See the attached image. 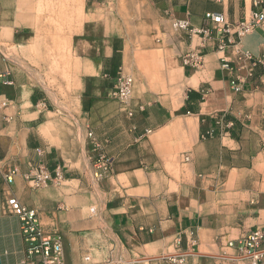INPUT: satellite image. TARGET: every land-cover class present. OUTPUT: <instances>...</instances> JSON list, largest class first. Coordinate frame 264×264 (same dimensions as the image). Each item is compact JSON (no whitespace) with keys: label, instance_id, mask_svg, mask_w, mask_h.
Returning a JSON list of instances; mask_svg holds the SVG:
<instances>
[{"label":"crops","instance_id":"obj_1","mask_svg":"<svg viewBox=\"0 0 264 264\" xmlns=\"http://www.w3.org/2000/svg\"><path fill=\"white\" fill-rule=\"evenodd\" d=\"M262 1L0 0V264H40L6 209L10 196L36 211L43 232L61 236L65 264H91L87 254L115 259L118 250L172 253L174 264H252L227 241L264 227V78L231 48L218 51L215 31L200 47L201 35L169 22L201 27L206 12L235 22ZM40 3L48 5L41 14ZM127 14L140 25L158 21L157 30L143 41V32L128 34ZM54 19L63 20L56 35L80 77L73 111L58 108L39 75V37L55 34ZM241 45L264 55V27ZM198 51L202 64L184 66L182 57ZM120 68L135 80L127 104L109 94ZM41 164L61 167L64 181L32 187L25 175ZM259 251L264 264V238Z\"/></svg>","mask_w":264,"mask_h":264},{"label":"built area","instance_id":"obj_2","mask_svg":"<svg viewBox=\"0 0 264 264\" xmlns=\"http://www.w3.org/2000/svg\"><path fill=\"white\" fill-rule=\"evenodd\" d=\"M205 24L201 27H192L187 21L173 19L171 27L175 31H186L189 36L201 35L202 47L205 44V40L213 36V32H216V48L220 52H225L230 49L237 57L238 63L247 61L250 65V73L257 67L261 70V77L264 78V55L260 57H253L250 52L244 50L241 45V39L246 34L250 33L257 27H264V1L255 2L254 9H252L247 16L242 19L232 22L223 13L206 12ZM203 54L201 51L187 53L182 57V63L184 66H188L191 69H195L202 64ZM222 66L225 68H231L229 61L221 58ZM242 78L240 75L234 77L231 81L233 90L238 91L241 88ZM133 90V77L126 73L123 68H120L115 77L109 94L118 99L121 103L127 104L132 96ZM4 103L0 102V106ZM212 134L208 132L207 135ZM88 137H92V133L88 132ZM184 159L187 156H183ZM109 159L102 156L101 165L104 169L108 168ZM16 170L13 169L9 175V180L12 179V175ZM101 173L99 171L94 172V177L99 178ZM25 178L29 181L30 185L34 188L42 187L48 183L60 184L64 181V173L61 167H55L53 170H49L42 164L35 167L32 173H27ZM6 209L11 214L18 216L21 222V233L24 241L27 244V251L30 255H37L40 258V264H65L63 256L62 238L59 234L45 233L42 231L37 213L35 210L27 208L21 205L14 197L10 196L6 199ZM93 210V208H91ZM264 238V227H258L250 231L244 237L236 240L227 241V245L236 247L245 251L251 260L252 264H262L259 247ZM89 257L86 256L85 260ZM182 264L183 260L179 259Z\"/></svg>","mask_w":264,"mask_h":264},{"label":"rangeland","instance_id":"obj_3","mask_svg":"<svg viewBox=\"0 0 264 264\" xmlns=\"http://www.w3.org/2000/svg\"><path fill=\"white\" fill-rule=\"evenodd\" d=\"M48 8V5H42L39 4V13H43L44 9ZM139 13L142 12L141 7H139ZM53 12V10L51 11ZM137 15V16H138ZM137 18V17H136ZM140 22L138 19H130V14L126 15V23H127V32L128 34H135L138 32L141 33L142 41L146 37L145 35L152 34V29L157 30L158 21L153 20L151 22V26H148V21L143 22L141 25L138 24ZM48 23L52 28H54L55 34H49L48 36H41L39 37V40L42 41L44 44V47L46 48L45 51H41L38 54V59L40 60L44 66L39 68V75L42 77L43 82L45 83L46 87L49 88L50 93L54 96L55 103L58 106L59 109L63 108L67 103L70 104V108L72 111L74 110V100L70 96L73 97L77 89L79 87L80 83V77L77 75V68L76 64L72 61V53L68 49L67 42L62 39V37H58L56 34L58 32L62 31V24L63 20L60 19H54L49 20ZM135 23V26H133ZM150 24V23H148ZM163 26V25H162ZM160 25V27H162ZM169 28L171 27V22H169ZM173 30V29H172ZM157 38V37H155ZM141 41L137 42L133 46H136V48H140ZM130 45H128L129 47ZM127 67V66H126ZM127 73V72H126ZM133 77V84H134V76ZM183 78V86L185 85V76ZM180 80V79H179ZM175 73L171 72L170 75V81L169 83L171 85L175 84ZM142 89H144L143 86H141ZM178 89V88H177ZM175 94V92H174ZM179 94V91L177 92ZM73 113V112H72ZM91 208H89V213H92ZM110 244V243H109ZM114 250L115 247H112ZM97 252H94L95 254ZM172 253H166L164 255H128L127 253H120V251H117L118 258L115 259H105V260H90V254H87L89 257L88 260H85V263H91V264H174L175 262L172 261L173 258H171L173 255ZM229 257H233L234 255H227ZM151 258V259H148ZM235 258V261L233 263L235 264H242V258L241 257H233Z\"/></svg>","mask_w":264,"mask_h":264},{"label":"water","instance_id":"obj_4","mask_svg":"<svg viewBox=\"0 0 264 264\" xmlns=\"http://www.w3.org/2000/svg\"><path fill=\"white\" fill-rule=\"evenodd\" d=\"M148 259H151V258H148Z\"/></svg>","mask_w":264,"mask_h":264}]
</instances>
